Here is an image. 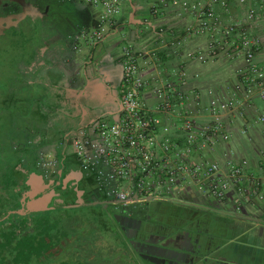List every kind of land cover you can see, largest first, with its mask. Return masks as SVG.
Here are the masks:
<instances>
[{"label":"flooded vegetation","instance_id":"obj_1","mask_svg":"<svg viewBox=\"0 0 264 264\" xmlns=\"http://www.w3.org/2000/svg\"><path fill=\"white\" fill-rule=\"evenodd\" d=\"M73 4L82 6L76 0H0V240L54 236L69 209L57 208L82 205L92 209L91 217L70 218L79 238L91 233V240L73 249V259L58 262L67 246L50 237L53 245L31 264H91L100 257L99 264H107L105 257L112 264H264L263 232L243 226L229 204L209 195L124 204L84 167L73 140L85 130L97 141L94 127L102 116L77 129L83 109L99 111L92 83L106 77L110 62L92 48L82 63L75 58L82 51L79 36L91 25ZM112 62L121 68L112 87L120 102L123 68L120 58ZM46 197L47 206L29 210L31 201ZM15 246L0 242L4 264H16ZM32 247L41 251L39 244L25 250Z\"/></svg>","mask_w":264,"mask_h":264},{"label":"built area","instance_id":"obj_2","mask_svg":"<svg viewBox=\"0 0 264 264\" xmlns=\"http://www.w3.org/2000/svg\"><path fill=\"white\" fill-rule=\"evenodd\" d=\"M76 1L99 11L89 30L81 32L80 43L94 48L119 32L118 18L128 0ZM168 11L177 20L189 19L180 35L158 26L138 45L122 35L121 112L98 120L97 141L83 131L73 148L99 184L124 204L182 199L189 185L222 203L234 187L249 190V161L229 168V159L217 154L234 137L229 116L244 123V136L264 125V108L248 117L258 102L264 104V0H158L150 15ZM192 39L203 42L188 48ZM171 60H177L174 67ZM142 61L156 67L153 76L143 75ZM196 65H215L228 79L205 88L203 74L193 71ZM147 93L155 99L152 106L144 101ZM251 183L250 192L263 199L259 182Z\"/></svg>","mask_w":264,"mask_h":264},{"label":"crops","instance_id":"obj_3","mask_svg":"<svg viewBox=\"0 0 264 264\" xmlns=\"http://www.w3.org/2000/svg\"><path fill=\"white\" fill-rule=\"evenodd\" d=\"M158 0H154L156 3ZM90 11L86 10L82 13L83 24L92 25L93 21L98 17V10L90 7L88 5H83ZM140 8L138 4L133 2V0H128V4L125 7L124 13L118 18L119 32L114 33L107 37V39L100 44L98 47L92 48L95 54L103 55L109 62V67L107 69V74L112 81H120L121 78V68L117 69L114 67L112 61L121 57V53L111 54L112 51L117 47L124 46L123 34L128 38V41L132 44L138 45L143 37H150L153 34L152 30H155L158 26H165L171 30L173 34L180 35L183 27L186 23L189 22L188 18L183 20H177L172 11L165 12L163 15L158 17H152L150 14H140ZM144 31V34H140V32ZM202 39H192L186 42L188 48H195L196 46L202 44ZM77 49L82 50L81 52L75 53V58L82 63V59L88 55V51L90 47L85 46L83 43H76ZM177 60H171L170 67H174ZM141 69L143 70V75L148 77L149 75L153 76V73L156 72V67L154 65L148 64L146 61H142L140 63ZM193 71H198L203 74V83L204 87L216 86L219 83V79L221 78L222 73L217 72L218 67L215 65L210 66H194ZM226 74V73H224ZM155 75V74H154ZM227 75V74H226ZM228 79V75H227ZM226 79V80H227ZM225 83V82H223ZM112 102H106L103 110L101 111H92V109L82 110V119H80L79 127L77 129H82L84 123H93L94 120L98 116L114 118L118 117L121 112V103L115 96H113ZM145 103L148 106H152L155 103V99L147 93L144 99ZM264 108V104L261 102L257 103V108L252 112V114H248L249 118H253V114L260 113ZM96 116V117H95ZM248 118V120H249ZM243 122L234 116H229V128H231L234 132V137H242L240 132L241 126H243ZM252 120H249V125L253 126ZM236 125V126H235ZM85 131V130H84ZM80 132V131H79ZM86 132V131H85ZM251 132V133H250ZM248 136L253 138L255 142H253V151L254 153L251 162H249V166L245 172V188H248L247 193H242L238 187H234L229 191V195L226 201H229V204L236 205L237 214L240 215L243 219V226L245 224L246 228L253 231H260L264 234V198L260 199L258 196L253 195L250 191V188L254 187L252 184V180L255 182H259L260 191L264 197V148H260V145L264 147V125L253 127ZM233 137V138H234ZM240 141V140H239ZM240 143V142H239ZM260 144V145H258ZM259 147V148H258ZM226 152L223 157V152ZM250 153L248 149L245 147L242 149L239 146L233 145V139L226 145H222L218 148V157L222 161H226L229 159V168L234 164L238 163L241 159H245V156ZM182 199L188 198H197L203 196L198 193L196 188L193 185H189L184 191L181 192ZM229 209H231L229 207ZM243 209V210H242ZM239 210H242L241 212ZM232 213V211H230Z\"/></svg>","mask_w":264,"mask_h":264},{"label":"rangeland","instance_id":"obj_4","mask_svg":"<svg viewBox=\"0 0 264 264\" xmlns=\"http://www.w3.org/2000/svg\"><path fill=\"white\" fill-rule=\"evenodd\" d=\"M133 2H135L136 4H138L140 11V14H145V16L147 14H150V9L151 7L155 4L154 0H133ZM73 10H75L77 13L81 12L84 13L86 10L90 11V9H87L85 6H78L76 4H73ZM98 10V9H95ZM99 11H97L96 13H98ZM122 51V46L121 47H117L115 48L111 54H118ZM97 68H100V66H96ZM218 73L219 72H223V69H219L218 68ZM227 79V75L222 73L221 78L219 79V82L223 83L225 82ZM114 86L113 81L110 79V77L108 76V74L106 75V77H104V79L102 81L98 80V81H94L92 83V87H94V90L96 92V94H98L100 96V99L98 101V105L99 108L98 110L101 111L104 108V105L106 102H112V98L113 94H114V88H112ZM236 126V125H235ZM251 133V132H250ZM240 140V141H239ZM240 142V143H239ZM253 142H255V140L253 138H250V136H244L242 135V137H234L233 138V145L235 146H239L240 148H246L248 149V153L245 156V159H247L249 162H251V159L254 156V153H252L253 151ZM260 145V144H258ZM259 148V147H258ZM260 148H264L263 146L260 145ZM226 152H223V157L224 154ZM225 204H229V201L227 202L226 200L224 201ZM229 207L231 209H229L230 211H237L236 205L233 204H229ZM243 210V209H242ZM242 210H239L240 212ZM61 214H67V216L63 219H61V224H60V231H58V233L54 236H50L51 238H55L58 237V240H61L62 243L66 244L67 246V251L63 252L62 254H60L56 260L58 262H60L61 260H64L66 258L72 257L73 259V249H77L79 246V243H81L82 241L86 242L91 240V236L92 234L89 233L87 236H85L86 239H81L78 236V232L79 230H77L76 228H74V223L73 220H71L70 217L72 218H82V219H89L92 215V209L88 208V207H81V208H69L64 210ZM80 258L86 259V256H79ZM102 257L100 258H94V262H92L91 264H99V261H97L98 259L100 260ZM102 260V259H101ZM104 260H106L107 264H112V258H104ZM120 264H124L120 263Z\"/></svg>","mask_w":264,"mask_h":264},{"label":"trees","instance_id":"obj_5","mask_svg":"<svg viewBox=\"0 0 264 264\" xmlns=\"http://www.w3.org/2000/svg\"><path fill=\"white\" fill-rule=\"evenodd\" d=\"M263 171H264V165H263ZM64 211V210H63ZM34 238L37 240H34ZM51 238L46 235L42 237H33L29 239H23L22 237H18L16 235H5L2 237L0 242L2 243V247L6 249L7 246L10 244L17 245L15 246V250H13L12 253V259L16 264H31L33 258L32 257H41L48 249L53 245L54 241ZM50 240V242H48ZM39 244V249L41 251L33 250V247L29 249V251H26L25 247L27 246H33ZM2 251H0L1 254ZM5 258L0 257V264H4ZM65 264V263H64Z\"/></svg>","mask_w":264,"mask_h":264},{"label":"water","instance_id":"obj_6","mask_svg":"<svg viewBox=\"0 0 264 264\" xmlns=\"http://www.w3.org/2000/svg\"><path fill=\"white\" fill-rule=\"evenodd\" d=\"M32 180L36 183V184H42V178L39 176V175H37V174H33L32 175ZM35 196H37V194L35 195ZM34 196V197H35ZM33 197V198H34ZM50 202H49V198L48 197H46V198H44V199H41V200H33V201H31L30 203H29V210H33V211H36L37 209L36 208H38V207H36L37 205H44V206H47V204H49ZM82 205H71V206H67V207H61V208H57V209H63V208H78V207H81ZM43 210V209H42ZM45 210H48V208L47 209H45Z\"/></svg>","mask_w":264,"mask_h":264}]
</instances>
